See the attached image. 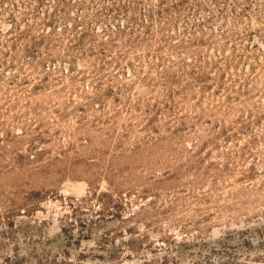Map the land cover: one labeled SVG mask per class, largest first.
I'll list each match as a JSON object with an SVG mask.
<instances>
[{
  "label": "rangeland",
  "instance_id": "rangeland-1",
  "mask_svg": "<svg viewBox=\"0 0 264 264\" xmlns=\"http://www.w3.org/2000/svg\"><path fill=\"white\" fill-rule=\"evenodd\" d=\"M0 264H264V0H0Z\"/></svg>",
  "mask_w": 264,
  "mask_h": 264
}]
</instances>
